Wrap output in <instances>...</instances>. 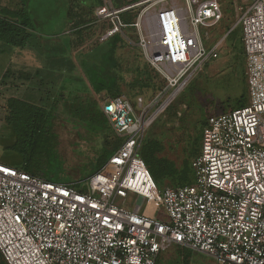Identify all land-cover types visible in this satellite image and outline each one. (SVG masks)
Returning <instances> with one entry per match:
<instances>
[{
    "label": "built area",
    "instance_id": "1",
    "mask_svg": "<svg viewBox=\"0 0 264 264\" xmlns=\"http://www.w3.org/2000/svg\"><path fill=\"white\" fill-rule=\"evenodd\" d=\"M97 15L110 20L107 37L136 29L146 59L171 85L218 56L220 41L207 48L200 27L223 19L221 0H126L118 7L108 0ZM240 23L249 101L206 120L192 161L195 184L158 190L140 154L148 109L113 97L103 110L125 139L80 188L0 162L7 264H156L171 243L217 264H264V0H255ZM129 193L137 195L134 208L115 203ZM145 200L161 203L168 218L144 212Z\"/></svg>",
    "mask_w": 264,
    "mask_h": 264
},
{
    "label": "rangeland",
    "instance_id": "2",
    "mask_svg": "<svg viewBox=\"0 0 264 264\" xmlns=\"http://www.w3.org/2000/svg\"><path fill=\"white\" fill-rule=\"evenodd\" d=\"M254 1L221 0L223 19L213 26L200 27L207 48L220 41L218 56L208 60L189 80L175 85H171L164 74L148 62L139 45L136 29L126 28L120 33L121 41L114 54L117 66L113 69L120 89L119 95L128 98L138 111L142 107L148 109L149 123L143 134L140 153L146 140L156 139L162 145L157 156L165 159L168 164L165 167L166 173L158 179L154 178L158 190L180 182L184 185L195 184L191 164L201 150L204 122L210 115H218L248 104L246 51L240 19ZM103 2L104 0H28L35 28L33 44L29 45L36 47H27L31 52L8 53L2 50L6 48V44L0 41V162L21 168L25 158L14 148L17 133L13 125L21 130L24 125L19 123L15 126V121L9 118L10 97H23L32 104L44 103L47 108H51L63 88L67 89L63 92L65 97L92 96L101 107L111 97L108 92L96 93L89 86L82 65L83 59L93 61L86 54L107 40L110 20L97 15ZM113 2L118 7L126 0ZM25 3L27 4V0H0V9H18ZM126 17L128 21L135 20L131 14ZM206 32L209 33V39L205 36ZM69 39L70 46L67 47L65 41ZM28 60L39 64L38 75L33 74ZM49 62L64 68L57 71ZM6 70L9 71V76ZM15 73L21 77H15ZM24 80L29 82L23 83ZM78 90L81 93H76ZM176 90L178 91L172 98ZM26 91L32 92L30 97L23 96ZM68 108L70 112L75 110L71 104ZM74 114L69 116L59 110L55 116V130L60 139L58 154L45 152L34 159L35 162H41L43 156L46 160L41 167L42 176L46 179L63 182L67 180L65 173L79 179L80 168L85 172L84 164L91 166L97 150L104 145L99 134H93V139H89L92 138L91 134H87L90 136L88 138L83 134L81 125L74 122L77 118ZM107 126L109 129L112 127L110 121ZM53 136L56 135H50L51 138ZM108 138L111 146L118 139H125L115 131ZM183 172L188 177L185 181L181 178ZM136 201L137 195L129 193L125 202L118 197L115 203L132 209ZM143 210L151 214L158 212L159 217L168 218L164 206L156 200H145ZM0 261L4 262L1 254ZM159 264H217V261L206 253L171 243L161 252Z\"/></svg>",
    "mask_w": 264,
    "mask_h": 264
},
{
    "label": "trees",
    "instance_id": "3",
    "mask_svg": "<svg viewBox=\"0 0 264 264\" xmlns=\"http://www.w3.org/2000/svg\"><path fill=\"white\" fill-rule=\"evenodd\" d=\"M123 16L124 19L128 21L126 17L127 14ZM34 36L35 28L33 27V17L31 9L28 6V0L27 4L25 3L23 7L18 9H0L1 42L13 47L25 48L30 43L33 44ZM120 41V33L108 36L104 43L98 45L86 54V56L88 58H92L93 61L90 62L89 60L85 59L82 61V65L86 74V80L89 83V86L92 87L96 93H102L105 91L108 92L111 95L109 99L120 96L117 77L113 71V69L117 66V59L114 54ZM65 43L67 44V47L70 46V39L69 41L66 40ZM56 62L59 61H55V63ZM55 63L49 62V65L55 66ZM55 68L57 70H61L60 66H55ZM8 70H6V72L9 76L10 73ZM80 79H83V77H80ZM66 90L67 89L63 88L60 91L61 95L56 96L51 108H47L44 103L43 105L35 104V102L32 104L27 102L22 97H10L8 100L11 112L9 118L15 121V126L19 123L24 125V129L21 130L15 128L12 124L14 131L17 133V144L14 145V148L21 152L25 157L23 158L24 160L23 164L21 165V169L37 176H42L41 167L45 165L46 160L43 158V156L41 158L43 161L41 162H35L34 159L45 154V152L47 154H58L60 139L58 132L55 130L54 119L59 110L63 111L64 114L69 116H72V114L76 113V115H74L77 118L75 121H73L81 125L83 134L86 135L87 138L90 137L87 134L92 135V138L89 139H93L94 135L99 134V137L102 139V141H104V145L99 150H97V156L94 158L95 160L92 165L90 166L88 163L84 164L85 172H82L83 170L80 168L81 175L79 176V179H75L74 176L65 173L67 180H64L63 182L72 183L76 187L80 188V181L101 169L109 160L111 155L121 146L123 141L118 139L114 145L111 146L109 144L108 137L114 133V129L112 127L110 129L108 128L107 124H109V119L106 117L103 107H101L92 96L90 98L89 96L84 97L79 95L77 97L67 98L64 96L65 93H63L66 92ZM76 93L79 94L81 91L78 90ZM84 99H86L85 102ZM70 104L75 109L72 112L68 110V105ZM50 135L56 136L51 138ZM161 148L162 145L160 142H158V140L150 139L146 140L140 153L153 178L156 179L166 173L165 167L168 166L165 159L159 158L157 156V152L160 151ZM181 178L182 181L187 180V173L183 172ZM180 185L184 184L180 182V184L175 186ZM160 256L156 264H159ZM2 259L4 262H6L3 256ZM4 262L0 261V264H4Z\"/></svg>",
    "mask_w": 264,
    "mask_h": 264
},
{
    "label": "crops",
    "instance_id": "4",
    "mask_svg": "<svg viewBox=\"0 0 264 264\" xmlns=\"http://www.w3.org/2000/svg\"><path fill=\"white\" fill-rule=\"evenodd\" d=\"M106 1H108V0H104V4H105V2ZM111 2H113V0H110ZM114 3V2H113ZM122 4V3H121ZM28 48H35L36 46L35 45H28L27 46ZM27 47H25V48H27ZM25 49V50H22V49H24V48H20V47H13V46H10V45H6V48H3L2 50H6L8 53H17V52H24V51H28V52H31V51H29V49ZM27 52V53H28ZM29 61V60H28ZM30 63H29V67L33 70V74H37L38 75V70L40 69V67H39V64L37 65V64H35L34 63V60H31V61H29ZM61 66H63L62 65V62H61ZM60 66V69H63L64 67H61ZM65 66H66V62H65ZM71 66H72V64H71ZM53 67H55V66H53ZM70 67V66H69ZM57 71H60V70H57ZM62 72V71H61ZM20 74H18V73H15V76L17 77V76H19ZM35 76V75H34ZM20 77H21V75H20ZM30 77V76H29ZM31 78V77H30ZM31 82H32V80H30ZM24 82H26V83H28L29 82V80H24L23 81V83ZM46 89V92L48 91V89L47 88H45ZM38 92V91H37ZM49 92V91H48ZM27 94H30V95H27ZM31 94H32V92L30 93V91H26V95H23L24 97H30L31 96ZM23 98V97H22Z\"/></svg>",
    "mask_w": 264,
    "mask_h": 264
},
{
    "label": "bare ground",
    "instance_id": "5",
    "mask_svg": "<svg viewBox=\"0 0 264 264\" xmlns=\"http://www.w3.org/2000/svg\"><path fill=\"white\" fill-rule=\"evenodd\" d=\"M173 97V96H172ZM137 171L139 172V173H142V171H140V169H137ZM140 176H141V174H140Z\"/></svg>",
    "mask_w": 264,
    "mask_h": 264
},
{
    "label": "water",
    "instance_id": "6",
    "mask_svg": "<svg viewBox=\"0 0 264 264\" xmlns=\"http://www.w3.org/2000/svg\"><path fill=\"white\" fill-rule=\"evenodd\" d=\"M111 108V106H108V109H110Z\"/></svg>",
    "mask_w": 264,
    "mask_h": 264
}]
</instances>
